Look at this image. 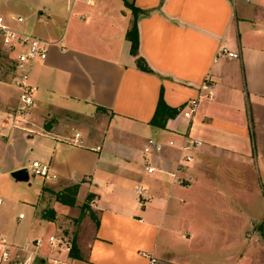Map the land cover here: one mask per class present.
Listing matches in <instances>:
<instances>
[{"label":"crops","instance_id":"crops-1","mask_svg":"<svg viewBox=\"0 0 264 264\" xmlns=\"http://www.w3.org/2000/svg\"><path fill=\"white\" fill-rule=\"evenodd\" d=\"M14 1L0 0V15L48 42V53L30 65L26 82L35 91L22 118L15 117L18 85L0 73V184L32 186L10 172L33 160L48 163L49 177H36L11 229L0 223L8 243L43 238L42 252L51 253L46 238L64 233L66 217L76 226L72 264H201L207 250L234 246V236L264 216L248 207L264 194V0H17L9 7ZM134 20L137 55L127 38ZM206 77L210 89L202 88ZM160 97L177 110L163 126L151 123ZM192 98L198 104L186 118L181 110ZM75 132L84 146L71 143ZM186 136L201 145L180 173L190 180L178 182L170 173ZM148 138L162 149L145 155ZM74 184L73 206L55 199ZM9 196L0 185V207ZM48 210L53 219L42 217Z\"/></svg>","mask_w":264,"mask_h":264},{"label":"built area","instance_id":"built-area-1","mask_svg":"<svg viewBox=\"0 0 264 264\" xmlns=\"http://www.w3.org/2000/svg\"><path fill=\"white\" fill-rule=\"evenodd\" d=\"M233 1V0H232ZM250 1V0H244ZM16 22H23V17L17 16L14 18ZM48 53V42L45 40L23 31L16 30L7 20L0 15V56H5L8 63L13 68L15 73V83L20 90L19 105L15 109V117H24L29 107L32 104V93L35 91V86L26 82L30 65L35 61H42L46 58ZM220 54H226L229 57H239L238 52L228 51L225 47L218 50ZM210 78L206 77L202 83L203 89H210ZM198 104L197 98L187 100L182 108L183 115L186 118H191L193 112ZM20 120V119H19ZM71 143L79 146H84V140L79 132H75L71 138ZM168 146H173V141L167 142ZM201 145V140L190 136L184 137V142L179 146L180 156L177 160L176 169L171 172V176L176 181L180 182L182 179L190 180V175L181 176L180 173L187 168L193 161V152ZM163 147L162 142L155 138H148L143 152L145 155H150L153 151H160ZM99 150L100 146L94 147ZM155 170L151 160L145 157V171L151 173ZM29 176L47 179L49 177V165L45 161L33 160L27 167ZM137 204L141 206L146 199L144 189L136 187ZM23 214H19L21 219ZM43 238H33L24 244L18 246L8 243L7 239L0 234V264H36L38 259L44 264H72L70 250L71 239L64 234L60 236L49 235L46 238V243L51 249V253H43L40 249L43 245ZM143 255H146L142 252ZM151 262L155 258H150Z\"/></svg>","mask_w":264,"mask_h":264},{"label":"rangeland","instance_id":"rangeland-1","mask_svg":"<svg viewBox=\"0 0 264 264\" xmlns=\"http://www.w3.org/2000/svg\"><path fill=\"white\" fill-rule=\"evenodd\" d=\"M17 2V0L14 1L9 7H12V4ZM7 67H11V65L7 62V60L1 58L0 73L3 70L4 72L8 71L9 76L11 75L12 80L15 81L16 76L14 71ZM29 179L30 183H32V186L21 183L16 185L12 184L10 188H7L6 184H0L4 186L6 190L8 189V193H10L9 198L3 199L4 204L0 207V223H2L3 227H5L7 230L12 228L14 223L13 220L16 218L18 213H25L26 207L22 201L34 196L33 190L37 183V178L30 175ZM262 198V203L258 199H255V201L248 207L253 211H257L260 207L264 213V194ZM83 204L80 206L82 214L84 213ZM61 223L65 225L63 234L70 239V232H73V230L76 228L75 222L73 224L71 220L65 217L63 218V221L61 220ZM251 228L252 229H250L249 232L245 233L244 235L234 236V246L231 245L232 243H229L224 244L222 247L218 246V248H211L207 250L206 253L203 254L206 256V263L204 262L201 264H214V262L215 264H264V216L256 219L254 226ZM42 229L45 233H56L55 227L52 225H45L42 227ZM226 237L228 236H225V238ZM40 249L44 252L46 250V246L43 245ZM237 259L239 260L238 262ZM37 262H41L40 258Z\"/></svg>","mask_w":264,"mask_h":264},{"label":"trees","instance_id":"trees-1","mask_svg":"<svg viewBox=\"0 0 264 264\" xmlns=\"http://www.w3.org/2000/svg\"><path fill=\"white\" fill-rule=\"evenodd\" d=\"M127 38L131 43V48L130 51L133 55H137V48H138V33H137V27H136V23L135 20L132 23V26L130 27V29L127 32ZM136 63L137 66L143 70H148V67L145 65L143 59L139 56L136 57ZM177 112L176 109L174 108H170L167 105H165L162 102V98L160 97L158 105H157V109L155 112V115L153 116L151 123L153 125H157V126H163L166 117H168L169 115H174ZM78 190V185L74 184L71 186H67L65 188H63L62 190L53 192L55 199L63 204L69 205V206H73L75 203V196ZM87 199H90V195L87 196ZM84 208H87V204L84 203L83 204ZM82 214V212H81ZM54 216V211L53 210H48V216L46 215H42L43 218L47 219H53ZM91 216L93 218L94 215L91 214ZM70 256L73 258H76L78 256L77 253V247L76 244H74L73 240L71 242V250H70Z\"/></svg>","mask_w":264,"mask_h":264},{"label":"water","instance_id":"water-1","mask_svg":"<svg viewBox=\"0 0 264 264\" xmlns=\"http://www.w3.org/2000/svg\"><path fill=\"white\" fill-rule=\"evenodd\" d=\"M10 176L17 181H29V174L26 167H22L10 172Z\"/></svg>","mask_w":264,"mask_h":264}]
</instances>
